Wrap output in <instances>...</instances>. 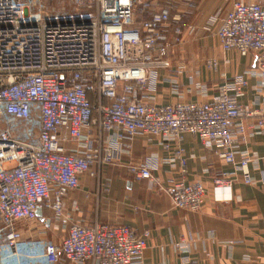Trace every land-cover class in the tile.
<instances>
[{
    "label": "built area",
    "instance_id": "built-area-1",
    "mask_svg": "<svg viewBox=\"0 0 264 264\" xmlns=\"http://www.w3.org/2000/svg\"><path fill=\"white\" fill-rule=\"evenodd\" d=\"M70 2L74 14L38 16L31 12L35 0H0V264H18L22 256L41 264H133L147 247L149 231L74 225L60 248L30 242L25 234L40 223L39 209L61 215L62 199L79 187L80 177L118 163L140 134L178 141L191 135L245 169L247 162L236 163L234 153L247 133L245 121L256 119L255 128L264 132V109L238 102L247 84L241 77L232 92L220 86L212 102L150 105L137 98L149 81L147 70L166 67L172 43L185 42V27L170 12L137 20L156 2ZM216 18L222 50L253 55L264 79V6L238 1ZM84 137V153L68 150ZM127 169L137 179H153L145 164ZM214 185L216 194L229 190L224 179ZM170 195L174 208L199 212L206 189L181 179Z\"/></svg>",
    "mask_w": 264,
    "mask_h": 264
},
{
    "label": "crops",
    "instance_id": "crops-1",
    "mask_svg": "<svg viewBox=\"0 0 264 264\" xmlns=\"http://www.w3.org/2000/svg\"><path fill=\"white\" fill-rule=\"evenodd\" d=\"M35 1L31 12L38 16L76 13L70 0ZM238 1L264 6V0H173L174 6L138 12V21L170 12L185 27V42L172 43L164 58L166 67L147 70L149 81L145 90L137 91V98L150 105L212 102L220 86L227 85L232 92L234 80L241 77L247 84L239 104L264 109V79L256 71L254 56L223 51L215 35L216 16ZM175 23L170 26L171 42ZM255 124L254 118L245 121V138L234 147L235 161L247 162L245 169L226 162L218 156L219 148L205 146L191 135L182 141L138 135L118 163L80 177L79 187L62 199L61 215L45 207L38 233L44 242L60 248L74 225L128 226L137 233L150 232L141 259L133 264H264V132ZM85 140L70 143L68 150L84 153ZM138 164L148 166L152 180L137 179L128 171V166ZM181 179L205 187L199 212L174 208L170 190ZM217 179H224L229 190L216 194ZM18 264L41 263L22 256ZM60 264L71 263L63 259Z\"/></svg>",
    "mask_w": 264,
    "mask_h": 264
},
{
    "label": "rangeland",
    "instance_id": "rangeland-1",
    "mask_svg": "<svg viewBox=\"0 0 264 264\" xmlns=\"http://www.w3.org/2000/svg\"><path fill=\"white\" fill-rule=\"evenodd\" d=\"M156 2L158 5L157 6H171L173 4V0H153ZM70 12V11H69ZM42 230V225L40 223L35 224L31 230H29L26 234L28 237V241L34 242L36 244L44 241L43 234H40Z\"/></svg>",
    "mask_w": 264,
    "mask_h": 264
},
{
    "label": "water",
    "instance_id": "water-1",
    "mask_svg": "<svg viewBox=\"0 0 264 264\" xmlns=\"http://www.w3.org/2000/svg\"><path fill=\"white\" fill-rule=\"evenodd\" d=\"M37 215L40 219H42L43 211L41 209L38 210Z\"/></svg>",
    "mask_w": 264,
    "mask_h": 264
},
{
    "label": "trees",
    "instance_id": "trees-1",
    "mask_svg": "<svg viewBox=\"0 0 264 264\" xmlns=\"http://www.w3.org/2000/svg\"><path fill=\"white\" fill-rule=\"evenodd\" d=\"M90 100H91V103L94 105L95 101H94L93 95H90Z\"/></svg>",
    "mask_w": 264,
    "mask_h": 264
}]
</instances>
